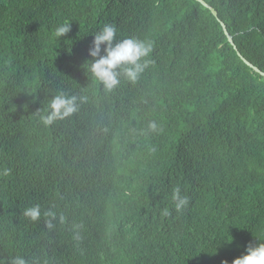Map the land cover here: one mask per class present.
I'll return each instance as SVG.
<instances>
[{
    "label": "trees",
    "instance_id": "1",
    "mask_svg": "<svg viewBox=\"0 0 264 264\" xmlns=\"http://www.w3.org/2000/svg\"><path fill=\"white\" fill-rule=\"evenodd\" d=\"M204 1L218 16L197 0H0L1 60L38 40L52 55L48 64L81 68L69 81L91 85L92 108L105 97L104 112H119L108 123L94 116L83 134L68 121L45 126L40 114L51 96L64 93L61 81L35 71L19 95L8 90L10 73L0 61V137L8 134L0 171L11 170L0 177V264L16 256L27 264H231L250 243L264 242V76L239 56L264 72V0ZM65 22L71 31L56 37ZM105 24L115 25L117 41L135 37L153 47L138 81L122 77L115 89L129 108L86 76L93 35ZM150 121L158 131L148 130ZM20 146L29 149L27 158ZM92 147L108 148L99 165L118 170L115 183L90 180L94 160L82 155ZM144 161L158 173L140 169ZM73 162L90 179L79 173L77 180ZM125 170L139 176L123 178ZM177 186L189 197L181 213L171 200ZM37 204V221L23 216ZM49 209L65 222L48 229ZM86 210L104 213L111 226L90 219L74 240L68 227Z\"/></svg>",
    "mask_w": 264,
    "mask_h": 264
},
{
    "label": "clouds",
    "instance_id": "2",
    "mask_svg": "<svg viewBox=\"0 0 264 264\" xmlns=\"http://www.w3.org/2000/svg\"><path fill=\"white\" fill-rule=\"evenodd\" d=\"M70 31L71 24L65 22L55 29V35L56 37H63ZM116 32L117 29L113 24H105L97 31L93 35L94 38L88 50V54L92 59L85 63L87 71L100 83L105 93L115 90L119 86L122 77L130 83H136L151 63L147 59L153 50L151 42L135 37L117 41ZM86 101V96H68L60 92L50 99L47 108L40 114V121L45 126H50L56 121H63L77 113L80 109V104ZM148 130L151 132L158 131L157 123L150 121ZM10 173L11 170L5 168L0 171V177L9 176ZM115 182L114 180L113 183ZM99 183L107 184L108 181H99ZM171 200L177 213L183 212L189 205V197L183 195L178 186L172 190ZM63 202H69V198L64 197ZM90 212H92L91 217ZM22 214L32 221H37L41 216L40 205L28 207L23 210ZM84 214L86 215L84 220H76L74 218L68 227V232L73 236L74 240L81 239L78 230L82 225L90 224V219L92 223H101V225L102 221H104V213L98 214L96 211L86 210ZM162 214L167 217L170 212L168 209H164ZM2 215L3 213L0 214L1 220H3ZM43 215L48 218L45 222L48 229L54 228V221L59 220L62 224L65 222V217L63 215L58 217L57 213L52 209L45 211ZM136 216L134 214H125L123 217L132 221ZM11 264H27V262L25 258L16 256L11 259ZM222 264H229V261L224 260ZM231 264H264V242L250 243L245 250V254L232 260Z\"/></svg>",
    "mask_w": 264,
    "mask_h": 264
},
{
    "label": "rangeland",
    "instance_id": "3",
    "mask_svg": "<svg viewBox=\"0 0 264 264\" xmlns=\"http://www.w3.org/2000/svg\"><path fill=\"white\" fill-rule=\"evenodd\" d=\"M119 19H120V23H121L122 22L121 16ZM32 43L34 45L31 49L21 50L20 53L22 55L13 54L7 60H1L0 59V61L4 64V66L6 67V69L10 73V77L8 79V90L9 91L16 92L17 94L20 95L21 90L26 89V87H27V85L23 81V79H31L32 77L36 76V74L34 73L35 71L43 70V71L50 72V80H51V78L55 77L56 79L61 81L60 84L64 88V94L65 95H68V96L75 95L77 97H80V96H86L87 97V101L80 104V109L77 113H75L73 116L63 120V122L68 121L69 126H72V125L79 126L82 134L85 130V124L94 116L96 117L97 121L103 122V123H108L111 118L115 117V115L117 113H119V112H116L114 114H108V113L104 112V109H106V107H108L110 105L109 103H107V104L105 103V97H101V98L96 99L94 101V108H92L90 106V101H89L91 85L86 86L82 82L69 81L76 74V71L81 70V68H79V69L75 68L74 65L53 64L50 62L48 64L47 63V61L49 60L48 56H51V58H52V55L49 54L47 46L45 45V47H44L43 43L40 44L38 42V40L33 41ZM82 60H84V58ZM86 68H87V66H86ZM20 70H21V72H19ZM86 76L88 78L90 76V80H91V78L93 79L91 73H89V72H88V74H86ZM63 79H66V81L63 82L62 81ZM17 82L19 83V85L17 84ZM98 84L101 87V89L103 90L100 83H98ZM120 84H122V82H120ZM107 94H108V96L111 94H114V99H115V102H116L118 107L129 108V105L126 104V102L124 101L123 96L120 92H116V90H113L112 92L107 93ZM53 96H51L50 99ZM132 124H133V121L131 120L130 126H132ZM115 131L117 134L121 133L120 128L116 129ZM2 132H3V135H2V137H0V143L8 138V134L4 131H2ZM71 139L73 141L76 139V137L72 136ZM122 145H124V144H122ZM119 146H121V145H117V147H119ZM20 149H21V153L25 156V158H27L25 152L27 151L29 153V149H26L23 146H20ZM108 153H109V151H108L107 147H105L101 152H98L95 148L92 147L90 150H88V152H86V154L82 155V157H84V158L87 157V158L94 160L91 164L92 167H90V168H92V169H90V171H91L90 174L92 175V179L89 178L87 169H78V168L76 169V166H77L76 162H73V168L78 171V178H76L75 175H71L69 178H76L77 180H79V173H82V175H83L82 181H83V179L84 180L90 179L93 181L94 178H96V181H98V182L99 181H108L109 179L115 180L116 174L119 173L116 168L110 169L107 166L104 167V166L99 165L100 162H102L99 155L102 156L103 158H106L108 156ZM150 153H152V150ZM149 154H147L145 156V160L146 159H148V160L152 159V154H151L150 158L148 157ZM145 163H146L145 161L143 163H141L140 169H142V170L143 169H151V170L155 171L156 173L158 172L157 171L158 168L157 169L149 168L145 165ZM148 163L153 164V162H151V161H148ZM100 168L103 169V173H102V175L98 176L97 170ZM134 172H135V170L133 172H128L126 170L123 171L122 172L123 178L127 177V174H131ZM56 173L60 177H62V174L64 175L62 168H58V171ZM136 175L139 176V173H136ZM100 246L102 248H104L106 245H100Z\"/></svg>",
    "mask_w": 264,
    "mask_h": 264
},
{
    "label": "water",
    "instance_id": "4",
    "mask_svg": "<svg viewBox=\"0 0 264 264\" xmlns=\"http://www.w3.org/2000/svg\"><path fill=\"white\" fill-rule=\"evenodd\" d=\"M197 1L201 2L204 6L208 7V8L213 12V14H214L215 16H218L217 11H216L214 8L210 7L206 2H204L203 0H197ZM221 24H222V26H223V29H224V32H225L226 36L228 37L229 42L232 44V46H234L235 49H237V47H236V45H235V42H234V39H233V37L229 34L226 25H225L223 22H221ZM239 56L243 59V61H244L248 66H250L251 68H253L257 73H259V74H261L262 76H264V72L260 71V70L258 69V67L254 66V64H252L251 62H249L245 57L242 56L241 53H239ZM94 208H98V207H94ZM94 211H96V212L99 214V211H98V210H94ZM136 218L138 219V217H136ZM94 220H95V217H94ZM108 224H109L108 222H104V221H102V227H103V228H106V227H110V226H111V225H108ZM116 227H117L118 230L124 231V232L128 233L130 236H132V235H131V231H129L128 229H126L125 226L121 225V226H116ZM103 230H104V229H103ZM107 231H110V230H107ZM132 231H133V230H132ZM133 232H134V231H133ZM63 264H68V263H63Z\"/></svg>",
    "mask_w": 264,
    "mask_h": 264
},
{
    "label": "bare ground",
    "instance_id": "5",
    "mask_svg": "<svg viewBox=\"0 0 264 264\" xmlns=\"http://www.w3.org/2000/svg\"><path fill=\"white\" fill-rule=\"evenodd\" d=\"M259 69V68H258ZM260 70V69H259ZM261 71V70H260ZM1 239V238H0ZM1 255V254H0Z\"/></svg>",
    "mask_w": 264,
    "mask_h": 264
},
{
    "label": "crops",
    "instance_id": "6",
    "mask_svg": "<svg viewBox=\"0 0 264 264\" xmlns=\"http://www.w3.org/2000/svg\"><path fill=\"white\" fill-rule=\"evenodd\" d=\"M48 207H50V206L48 205Z\"/></svg>",
    "mask_w": 264,
    "mask_h": 264
}]
</instances>
